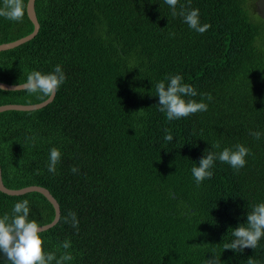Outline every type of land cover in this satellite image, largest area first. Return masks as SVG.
Listing matches in <instances>:
<instances>
[{"label": "trees", "instance_id": "1", "mask_svg": "<svg viewBox=\"0 0 264 264\" xmlns=\"http://www.w3.org/2000/svg\"><path fill=\"white\" fill-rule=\"evenodd\" d=\"M256 2L180 0L210 24L197 33L164 0H36L40 31L0 52V82L19 85L32 69L57 63L67 79L47 107L0 113V164L7 188L41 186L58 201L60 221L43 232L49 250L70 238L71 264H204L213 249L224 264L250 257L264 264V238L243 252L222 244L246 222L247 206L264 199V137L249 134L264 130V19ZM33 30L28 15L0 17V45ZM177 72L212 100L207 111L169 121L153 84ZM47 99L0 91V106ZM165 129L173 141H164ZM216 141L248 146L247 164L237 172L217 161L197 186L191 167ZM53 146L63 153L55 173L47 170ZM21 199L45 225L54 220V207L36 192H0V213ZM69 211L79 231L65 220Z\"/></svg>", "mask_w": 264, "mask_h": 264}, {"label": "clouds", "instance_id": "2", "mask_svg": "<svg viewBox=\"0 0 264 264\" xmlns=\"http://www.w3.org/2000/svg\"><path fill=\"white\" fill-rule=\"evenodd\" d=\"M32 3L33 0H0V17L21 22L27 14H30ZM164 3L169 7L172 16L182 17L183 22L191 30L204 33L210 27V24L201 21L199 8L185 7L180 0H164ZM66 79L67 74L63 65L57 63L47 72L32 69L26 79L19 83L18 89L24 90L29 95H35L38 99H50L56 95ZM153 85L154 96L159 98L157 103L159 111L165 113L169 121L207 111L209 106L207 101L212 100L211 94L198 92L193 84L185 82L183 74L179 72L166 74ZM0 91L3 89L0 88ZM197 96L200 97L199 100L196 99ZM249 134L259 140L264 137V130H250ZM163 139L165 142H171L174 140V135L165 129ZM250 154V148L243 143L222 146L221 142L216 141L211 144V148L205 150L199 162L192 165L191 174L196 185L199 186L205 179H211L217 161L230 165L238 172L245 167ZM62 156L61 148L57 146L50 148L47 163L49 172L57 171ZM78 171V166L73 165L71 172ZM247 207L246 222L231 228L232 239L222 243L224 250L243 252L249 247L256 249L264 238V199L251 204L250 208L249 205ZM65 220L79 231L80 221L75 211H69ZM45 227L43 220L36 218L29 199L16 201L10 213L7 211L0 213V264H71L75 259L72 240L66 238L56 246L55 250H49L47 237L42 231ZM61 249L63 251H60ZM224 262L221 260V255L213 249L212 255H208L204 264H224ZM248 264H259V261L250 257Z\"/></svg>", "mask_w": 264, "mask_h": 264}, {"label": "water", "instance_id": "3", "mask_svg": "<svg viewBox=\"0 0 264 264\" xmlns=\"http://www.w3.org/2000/svg\"><path fill=\"white\" fill-rule=\"evenodd\" d=\"M35 3H36V0H33L32 6L30 9V14H27L32 24L34 25L33 32L14 42L1 44L0 52L12 50L21 45H24L32 41L38 35L41 26L37 18ZM256 12L262 19H264V0H257ZM0 88H2L3 91H22L18 89V85H10L6 83H2V82H0ZM55 96L50 99L45 100L42 103L34 104V105H21V104L2 105L0 106V113H4L8 111H21V112L37 111V110L43 109L47 107L48 105H50L54 101ZM0 192L6 195H9V196H22V195H26L28 193H33V192L42 194L52 204L55 210L54 220L50 224H47L45 228H42V231L45 232L53 228L59 223L60 218H61V208H60L58 201L54 198L51 192L48 189L41 187V186H30V187H26V188L19 189V190L7 188L3 182L1 164H0Z\"/></svg>", "mask_w": 264, "mask_h": 264}, {"label": "bare ground", "instance_id": "4", "mask_svg": "<svg viewBox=\"0 0 264 264\" xmlns=\"http://www.w3.org/2000/svg\"><path fill=\"white\" fill-rule=\"evenodd\" d=\"M110 103V102H109ZM127 131V130H126Z\"/></svg>", "mask_w": 264, "mask_h": 264}]
</instances>
